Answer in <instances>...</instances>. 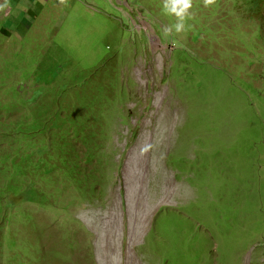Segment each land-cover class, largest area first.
Instances as JSON below:
<instances>
[{
    "label": "rangeland",
    "instance_id": "rangeland-1",
    "mask_svg": "<svg viewBox=\"0 0 264 264\" xmlns=\"http://www.w3.org/2000/svg\"><path fill=\"white\" fill-rule=\"evenodd\" d=\"M162 8L0 11V153L31 156L5 163L21 168L6 192L0 171V264H264V0H193L167 36ZM37 76L51 80L38 103ZM59 104L71 127L2 134ZM44 157L59 167L44 172Z\"/></svg>",
    "mask_w": 264,
    "mask_h": 264
},
{
    "label": "trees",
    "instance_id": "trees-1",
    "mask_svg": "<svg viewBox=\"0 0 264 264\" xmlns=\"http://www.w3.org/2000/svg\"><path fill=\"white\" fill-rule=\"evenodd\" d=\"M35 72L37 73V71H35ZM37 80L39 81L38 84H40V86L39 87H35L34 86V90H35V92L37 91V95L36 96H33L32 99L36 100V102L38 103L39 96L41 94L38 91L40 90L42 92L44 90V88H45L44 87L45 84H50L49 81H51V80H45L43 77H38V76H37ZM18 82H16V83H18ZM16 86L17 85H15V84H11L9 86V91L13 95L15 94L20 100H28L29 98L26 97L24 95V93H22L20 91V89L17 88ZM57 87H58V90L60 92H62L61 87L59 85H57ZM9 106H10V104L8 102L5 105L0 102V107H3V109H5V110L6 109L8 110L9 109ZM54 108H57L54 115H52L53 111L52 112H49L50 107L48 108V110L46 112L43 111L44 110V108H43L39 112L38 117L36 116L31 121H24V119H22V120H16L9 127L4 128L6 131H4L3 128H1V130L3 131V132L2 131L1 132H2V134H5V132L6 133L7 132H10V133H8L10 135L15 133L16 134L15 135L16 137H21V138H26L27 139L28 137H31V135H32L31 132L38 131V130H42L43 131L45 129V127H42V126L45 123H48L49 126H51V128L59 127V124L61 122L62 123L64 122L67 125H68V123H70V126L69 127H71L74 124L75 120L74 119H72V120L69 119L70 115H69V112H68V108L66 106L63 107L61 104H59V106L54 107ZM64 109H67V112H68V117L67 118L65 117V114L63 112ZM54 118H56V119L51 124V122L53 121ZM45 119H46V121H45ZM3 136H5V135H3ZM26 144L29 145V143H26ZM67 147L71 148L72 146H71V144L69 142L65 141L61 145L56 146L57 152L65 153ZM38 150L41 153H47L48 152V151H46L47 149H46L45 146H42V147L38 148ZM5 154L6 153H4V152L3 153H0V164L2 165L0 167V171L2 170V174H1L2 176L9 177V179L5 182V186H4V190L6 192V190L8 189V185L11 184L14 180L17 181L16 178L17 179L19 178L16 174H19L21 172V168H18V172L16 174L14 172L13 173H9V175L6 174L5 173V168L7 167V169L9 170V168H8V166H9L8 161L10 162V164L15 165V163L19 160L18 158H20L22 160V164H24L23 163L24 160L25 159L26 160H30V157L31 156H29L28 153L21 155L19 152L16 155H13L12 153H8L6 155ZM89 155H91V154H89ZM89 155H88V159H91V158H89ZM50 157L53 158V159L55 158V156L53 154H51ZM47 159L48 158H45V157L41 159V161L39 163V165H43L42 167H39V168H41V170H43L44 172L47 173V172H50L52 169L59 167L57 165V163H52L51 161H48ZM62 162H64V160H62ZM5 163H7L8 166H6ZM67 163L70 164L71 162L67 159ZM18 167H19V165H18ZM11 178H13V179H11ZM8 195L9 194L6 193V197ZM13 195L14 196H18V198H22L23 197V199L24 198L29 199V198H32L33 197V195L30 194V193H28V192L27 193H24V192H20V193L19 192H14Z\"/></svg>",
    "mask_w": 264,
    "mask_h": 264
},
{
    "label": "clouds",
    "instance_id": "clouds-1",
    "mask_svg": "<svg viewBox=\"0 0 264 264\" xmlns=\"http://www.w3.org/2000/svg\"><path fill=\"white\" fill-rule=\"evenodd\" d=\"M215 0H203L204 6H211ZM60 3H65V0H60ZM193 0H163V12L166 15L174 16L176 22L165 26L164 34L172 35L179 34L185 30L186 19L190 17V9L192 8ZM8 6V0H5L3 5H0V11Z\"/></svg>",
    "mask_w": 264,
    "mask_h": 264
}]
</instances>
